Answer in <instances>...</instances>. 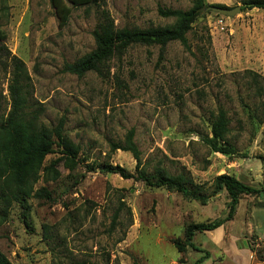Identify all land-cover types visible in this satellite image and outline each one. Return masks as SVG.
<instances>
[{
  "label": "rangeland",
  "instance_id": "rangeland-1",
  "mask_svg": "<svg viewBox=\"0 0 264 264\" xmlns=\"http://www.w3.org/2000/svg\"><path fill=\"white\" fill-rule=\"evenodd\" d=\"M193 0H106L72 8L59 29L49 0H0V116L8 111V82L14 55L29 76L30 104L39 122L53 127L65 118L64 132L79 147L75 166L59 149L55 181L42 174L34 191L49 196L13 203L0 226V252L11 264H264V195H242L231 221L197 232L193 245L178 252L189 225L224 218L225 191H213L216 176L228 174L264 188V10L232 18L204 11L179 42L132 45L113 58L102 75L64 73L94 48L92 31L106 12L116 28L165 27L173 23L158 8L187 10ZM208 5L241 7L242 0H205ZM218 108L229 119L227 142L234 153H213L204 140ZM140 152V167L169 174L188 172L206 202L136 178L102 170L119 166L135 174L128 152L111 151L129 130ZM32 193V194H33Z\"/></svg>",
  "mask_w": 264,
  "mask_h": 264
},
{
  "label": "trees",
  "instance_id": "trees-1",
  "mask_svg": "<svg viewBox=\"0 0 264 264\" xmlns=\"http://www.w3.org/2000/svg\"><path fill=\"white\" fill-rule=\"evenodd\" d=\"M106 0H49L58 20V28H64L72 8H80L98 5ZM221 8L224 5L215 4ZM208 6L205 0H193L187 10L158 8V14L163 18L173 19V23L165 27H149L145 29L137 27L116 28L112 19L106 13H102V20L92 31L94 48L72 63H65L62 71L78 78L88 72L102 75L107 64L113 58H120L132 45L159 46L162 52L168 43L177 41L184 48H189L186 34L191 31L193 25L204 16V9ZM264 10V0H242L241 12L246 10ZM5 36L0 31V40ZM11 67L8 82V111L0 116V226L6 221L10 207L13 203L21 204L29 197L49 196L46 188H40L33 193V185L41 175L45 181H55L59 174L55 167L59 158L68 165L75 166L79 154V147L75 145L65 134V118L61 117L53 127H45L39 122V109H33L30 104L29 76L24 63L12 55L9 57ZM264 110V107H263ZM264 112V111H263ZM229 119L223 108H218L211 121V137L204 143L213 153L230 156L234 153L227 142L229 132ZM59 149V157L44 166V159L53 153L54 148ZM121 150L128 152L136 161L135 174H130L119 166L105 165L102 167L107 173L118 174L124 179L136 178L151 188H164L168 191L181 193L188 199L206 202L200 187L194 184L191 175L180 172L176 175L169 174L164 168L156 167L149 174L140 167V152L133 141V130H129L121 144H111V151ZM225 191L229 199L227 212L224 218L211 222L189 225L185 230L184 243L172 240V244L180 253L185 247L195 251L192 241L197 232H211L224 226L232 220L236 206L242 195H264V188H254L236 179L234 176L222 174L215 177L213 191L209 195ZM33 193V194H32ZM208 258L206 253L198 258L194 264H202ZM0 264L11 262L0 252ZM76 264H91L81 261ZM135 264V263H134Z\"/></svg>",
  "mask_w": 264,
  "mask_h": 264
},
{
  "label": "water",
  "instance_id": "water-1",
  "mask_svg": "<svg viewBox=\"0 0 264 264\" xmlns=\"http://www.w3.org/2000/svg\"><path fill=\"white\" fill-rule=\"evenodd\" d=\"M204 11H211V12H214V13H217V14H220L224 17H227V18H232L234 16H236L237 14H239L241 12V7L240 6H236V7H233V8H221V7H218L216 5H208Z\"/></svg>",
  "mask_w": 264,
  "mask_h": 264
}]
</instances>
